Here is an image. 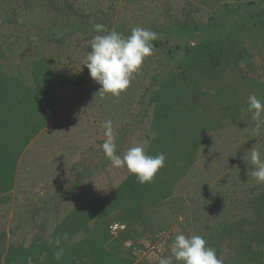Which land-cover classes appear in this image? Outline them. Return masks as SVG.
<instances>
[{
  "label": "rangeland",
  "instance_id": "obj_1",
  "mask_svg": "<svg viewBox=\"0 0 264 264\" xmlns=\"http://www.w3.org/2000/svg\"><path fill=\"white\" fill-rule=\"evenodd\" d=\"M98 23L158 34L119 96L83 65ZM251 94L264 100V0H0V264H159L126 242L163 230L161 257L182 232L224 264H264ZM107 120L118 154H166L151 183L105 157Z\"/></svg>",
  "mask_w": 264,
  "mask_h": 264
},
{
  "label": "clouds",
  "instance_id": "obj_2",
  "mask_svg": "<svg viewBox=\"0 0 264 264\" xmlns=\"http://www.w3.org/2000/svg\"><path fill=\"white\" fill-rule=\"evenodd\" d=\"M93 27L98 34L92 38L91 51L83 65L88 68L91 78L102 86L99 90L101 93L119 96L131 85L134 74L140 70L145 58L153 54V41L158 34L151 29L134 27L130 35L125 36L114 29L109 30L103 24L98 23ZM247 104L257 128L264 125V100L251 94ZM102 127L105 129V140L101 147L112 166L126 168L141 184L151 183L165 166L166 154L150 155L144 144L136 143L120 155L112 121H105ZM249 161L254 166L251 175L257 182L264 183V154L252 147L246 162ZM173 258L176 264H224L216 249L209 246L202 235L186 236L182 232L172 240L171 256L161 257L159 264H173Z\"/></svg>",
  "mask_w": 264,
  "mask_h": 264
},
{
  "label": "built area",
  "instance_id": "obj_3",
  "mask_svg": "<svg viewBox=\"0 0 264 264\" xmlns=\"http://www.w3.org/2000/svg\"><path fill=\"white\" fill-rule=\"evenodd\" d=\"M128 225L123 221H112L108 230L112 236H118L120 233L125 232ZM170 239V232L163 230L158 232L152 239H145L139 244H134L131 240L126 242V246L134 248L139 257L144 259L159 260Z\"/></svg>",
  "mask_w": 264,
  "mask_h": 264
},
{
  "label": "trees",
  "instance_id": "obj_4",
  "mask_svg": "<svg viewBox=\"0 0 264 264\" xmlns=\"http://www.w3.org/2000/svg\"><path fill=\"white\" fill-rule=\"evenodd\" d=\"M183 59H184V57H183ZM215 245V244H214Z\"/></svg>",
  "mask_w": 264,
  "mask_h": 264
}]
</instances>
